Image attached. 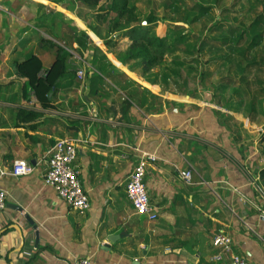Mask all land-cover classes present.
Masks as SVG:
<instances>
[{"label": "crops", "instance_id": "1", "mask_svg": "<svg viewBox=\"0 0 264 264\" xmlns=\"http://www.w3.org/2000/svg\"><path fill=\"white\" fill-rule=\"evenodd\" d=\"M83 9L90 16L66 14L73 8H0V188L7 192L0 264H215L212 239L220 230L230 236L232 253L264 264V157L247 142L246 123L216 108L212 95L200 101L198 94L161 87L159 78L150 81L123 65L88 27L90 22L103 32ZM55 16L57 31L49 25ZM79 30L112 64L107 76L100 74L102 83L93 82L92 54L78 47ZM50 42L74 53L66 58V76L49 93L50 106L43 107L16 64L34 54L48 68ZM128 43L127 37L119 41ZM19 109L38 116L22 121ZM64 137L76 140L73 165L89 200L84 212L72 210L43 179L48 152ZM145 153L155 157L144 176L154 220L133 213L124 189ZM17 159L33 172L9 175ZM186 170L190 182L181 175Z\"/></svg>", "mask_w": 264, "mask_h": 264}, {"label": "trees", "instance_id": "2", "mask_svg": "<svg viewBox=\"0 0 264 264\" xmlns=\"http://www.w3.org/2000/svg\"><path fill=\"white\" fill-rule=\"evenodd\" d=\"M78 1H80L86 8L90 10L92 16H94L99 21L100 25L107 23L104 33L98 26H94L90 22H88L87 25L102 40L103 45L115 56L119 62H121L123 65H129V69L131 68V70L141 72V74L150 81H154L155 79L159 78L161 83L165 86H163L164 88H169V84H171L173 86H177L178 90H180L181 84L177 79V76L179 75V68L176 66L181 65V63H183L182 61L184 60H182V58H178L181 57L179 55L174 57L173 53L176 51L186 53L182 47L186 42L192 39H195L196 41L195 45L193 44V49L195 50L196 44L197 42L199 43V41L196 39L197 35L194 34V32L192 34L187 33L184 29V25L179 24L178 22H182L183 24L190 26L192 20H195L199 17V15L201 16L208 12L210 8L209 5H205L202 0H191L190 4L186 3V5H188L187 9L198 11L195 17L190 20L189 18H185L186 16H183V13L181 14L178 12V8H180L181 4H183L185 0H161L163 6L166 7L167 10L171 9L173 14L171 16H163L159 18L155 15L154 11L150 12L145 19L146 23L148 24L142 25L140 22L143 20H141L139 16V11L137 10L135 1ZM215 1L218 2L217 0ZM245 1L250 4L249 8H264V0H238L237 5L244 6ZM159 21L162 23L168 21V24H165V33L162 36L157 35L154 29V25ZM262 24V14L256 15L252 23L248 26L249 28L245 30L248 32V34H250V40L248 41L246 47L235 48V51L240 58L239 66L241 71V79L239 87L242 85V83L246 85V66L256 68V74L262 71V67L260 65L261 63L264 65V53L261 55V53H258L256 50H252L261 44L260 39H262L264 36V28H260V25ZM226 25L228 26V30H230L232 33L231 41L233 43L238 44L239 42L243 41L244 34L246 32H235L234 29L231 28L232 26H229L227 23ZM219 28H222L220 24H214L210 27V30L217 31ZM124 37L129 39L127 47L123 50L117 49L120 39ZM208 37V35L205 36L203 41L210 44H215L216 42H227L226 38H220L219 40L218 38L213 39ZM76 42L79 48L86 47L91 51L92 59L90 61V66L93 68V82L98 83L97 79H99V82L102 83L103 79L100 74H105L106 76L108 75L106 68L112 66L110 60H108L107 56L102 52V50L92 42L87 34L81 33L80 37L76 38ZM86 43L88 45H86ZM50 45L54 50V59L48 68H43L40 58L34 54H29L22 62H17L16 64L18 74L26 78L27 84L33 90L36 100L43 107L50 106L51 99L49 97V93L54 87L57 86L59 81L66 76V58L69 54V52L62 46L51 42ZM79 48H77L78 52H80ZM262 51L263 50H261V52ZM192 53L193 52H191V54ZM166 55H173L172 64L174 67H162V64L166 60ZM241 56H243L242 60ZM115 58L111 57V59L120 66V63L116 61ZM160 65L162 67L161 70L156 69V67ZM191 69L192 66L189 67L188 71ZM73 75L75 76L76 74L73 73ZM205 76H207V72H200L201 82H204ZM229 76L230 75H226L223 80L220 79L217 87L222 89L228 85L230 83ZM252 83L255 86L254 91H251L250 89L246 90L243 85L241 87V91L235 90V97H242L245 95L249 98L251 103H253L254 98L264 97V81H261L256 77ZM227 103L229 102L227 101ZM16 116L22 121H28L35 119L38 114L34 111L19 109ZM258 140L260 144V146H258L259 153L264 157V134H260ZM259 172L261 179L264 180V168H262Z\"/></svg>", "mask_w": 264, "mask_h": 264}, {"label": "rangeland", "instance_id": "3", "mask_svg": "<svg viewBox=\"0 0 264 264\" xmlns=\"http://www.w3.org/2000/svg\"><path fill=\"white\" fill-rule=\"evenodd\" d=\"M46 1L47 2H42L40 0H0V8H32L33 11L35 10V8H73L75 12H66V14L71 16V14L76 15V11H85V13L90 16L89 12H86V10L83 9L86 7L78 0ZM131 1H135L137 10L139 11V16L141 20L145 22L143 24L141 21L140 23L142 25L148 24L146 23L145 19L150 12L154 11L155 15L159 18L163 16H171L173 14L171 9L167 10V8L163 6L161 0ZM202 1L205 5L210 6L206 14L201 16L199 15L197 19L192 20L190 26L187 24H183L182 22H178L179 24L184 25V29L187 33L192 34L194 32V34L197 35L196 39L199 41V43L197 42L196 44L195 50L193 49V44L195 45L196 41L195 39H192L186 42L182 47L186 53H181L179 51L173 53L174 57L179 55L181 57L178 58H182V60H184L182 61L183 63H181V65L176 66L177 68H179V75L177 76V79L181 84L180 91L178 92L182 93L183 95H191L194 93L195 95L198 94L197 96L201 99L200 101L203 100L202 97H204L205 94H208V97L210 99L209 101H211L212 95V98H214L213 102H215V104L217 105L216 108L221 111H225V113L229 112L230 116H238L246 123V130L244 128L245 138L247 139V142H252L253 149V146H260L258 138L260 137V134H264V97L254 98L253 103H251L249 98L245 95H243L242 97H235V90L241 91V87L244 85V83H242V85L239 87L241 79V71L239 66L240 58L235 51V48L246 47L248 41L250 40V34H248V32L245 30L249 28L248 26L252 23L256 15L262 14L263 24L260 25V28H264V8H249L250 4L246 1L244 6H238V0H217L218 2H216L215 0ZM190 2L191 0H185V2L181 4L180 8H178V12H180L181 14L183 13V16H186L185 18H189L191 20L195 17L198 11L187 9L188 5H186V3L190 4ZM9 12V10H5V12H3V19L6 21L9 16ZM29 13L30 10H26L23 12L25 18L28 17ZM59 21L60 20L57 16L52 17V19H49V25L55 31H57L60 29ZM77 21L80 20L76 19V22ZM93 22L100 25L99 21L96 18H93ZM226 23L229 24V26H232L231 28L234 29L235 32H246L244 34L243 41L239 42L238 44L231 41L232 33L230 32V30H228V26L226 25ZM77 24L79 26H82L81 24L83 23L81 22V24H79L77 22ZM165 24H168V21H166L165 23L159 21L154 25V29L157 35L162 36L165 33ZM214 24H220L222 28L217 29V31L210 30V27ZM100 26H102L103 32H105L107 23L101 24ZM61 28L63 29V27ZM63 32H65L66 36L69 37V34L66 33H69V29L64 28ZM79 32L83 33V30H79ZM207 35L209 36L208 38H218L219 40L220 38H226L227 42H216L215 44L207 43L203 41V38H205V36ZM260 41L261 44H259L252 50H256L262 55V53H264V36L262 37V39H260ZM126 47L127 45L118 44L117 49L123 50ZM65 48L71 54L74 53L69 49V46ZM261 50L263 51L261 52ZM191 52L193 53L191 54ZM166 56V60L162 64V67H174V65L172 64L173 55ZM241 57L242 60L243 56ZM72 60L77 61L78 59L74 57L72 58ZM77 62H79L80 64V61ZM125 66H127L128 68L130 67L127 64ZM190 66H192V69L188 71ZM260 66L262 67V71L258 74H256V68L249 66L245 67V76L247 79L244 78L246 80V85H244L243 87L246 88V90L250 89L251 91H254L255 86L252 82L256 79V77L259 78V80L264 81L263 63H261ZM162 67L160 65L156 67V69L161 70ZM200 72H207V76H205L204 82H201ZM226 75H230V83L222 89L217 87L220 79L223 80ZM163 86L164 85L161 83V87ZM169 88H175L176 90H178L177 86H173L171 84H169ZM227 101L229 103H227ZM257 150L259 151V148H257ZM262 162L264 163V159Z\"/></svg>", "mask_w": 264, "mask_h": 264}, {"label": "built area", "instance_id": "4", "mask_svg": "<svg viewBox=\"0 0 264 264\" xmlns=\"http://www.w3.org/2000/svg\"><path fill=\"white\" fill-rule=\"evenodd\" d=\"M144 24L145 22L142 21ZM78 78L84 76V71H76ZM47 170L43 176L46 185L52 187L57 196L61 198L72 210L84 212L89 207L87 194L81 187L78 171L73 165L76 155V140L73 138H57L48 152ZM155 159L150 154H143L137 160L125 182V193L128 197L133 213L145 216L148 220L157 217L155 209L149 202L145 187L144 176L147 162ZM33 166L22 159L14 160L8 174L11 176L28 175L33 172ZM186 182H190V170L182 172ZM7 192L0 188V210L6 205ZM264 219V212L261 213ZM218 251L212 255L215 264H251L240 256L232 253L231 238L223 230L218 231L212 239ZM78 264H91L88 259H81Z\"/></svg>", "mask_w": 264, "mask_h": 264}]
</instances>
